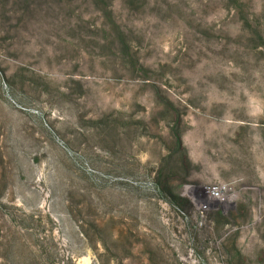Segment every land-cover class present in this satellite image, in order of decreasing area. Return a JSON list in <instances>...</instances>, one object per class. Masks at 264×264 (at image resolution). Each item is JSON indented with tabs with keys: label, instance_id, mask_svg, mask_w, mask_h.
I'll use <instances>...</instances> for the list:
<instances>
[{
	"label": "rangeland",
	"instance_id": "obj_1",
	"mask_svg": "<svg viewBox=\"0 0 264 264\" xmlns=\"http://www.w3.org/2000/svg\"><path fill=\"white\" fill-rule=\"evenodd\" d=\"M130 1L0 0V264H264V0Z\"/></svg>",
	"mask_w": 264,
	"mask_h": 264
},
{
	"label": "built area",
	"instance_id": "obj_2",
	"mask_svg": "<svg viewBox=\"0 0 264 264\" xmlns=\"http://www.w3.org/2000/svg\"><path fill=\"white\" fill-rule=\"evenodd\" d=\"M211 195H212L213 197L218 198V197L220 196V192H219L217 189H214L213 192L211 193Z\"/></svg>",
	"mask_w": 264,
	"mask_h": 264
},
{
	"label": "trees",
	"instance_id": "obj_3",
	"mask_svg": "<svg viewBox=\"0 0 264 264\" xmlns=\"http://www.w3.org/2000/svg\"><path fill=\"white\" fill-rule=\"evenodd\" d=\"M102 1H104V0H102ZM130 2H133V0H131ZM158 9H161L160 6L158 7ZM162 12H163V11H162Z\"/></svg>",
	"mask_w": 264,
	"mask_h": 264
}]
</instances>
